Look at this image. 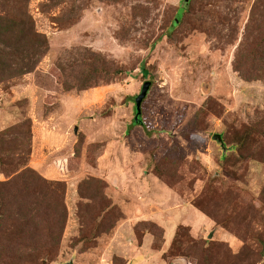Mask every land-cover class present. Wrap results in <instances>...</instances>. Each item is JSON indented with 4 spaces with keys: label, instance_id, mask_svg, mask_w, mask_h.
<instances>
[{
    "label": "rangeland",
    "instance_id": "374dc122",
    "mask_svg": "<svg viewBox=\"0 0 264 264\" xmlns=\"http://www.w3.org/2000/svg\"><path fill=\"white\" fill-rule=\"evenodd\" d=\"M70 263L264 264V0H0V264Z\"/></svg>",
    "mask_w": 264,
    "mask_h": 264
},
{
    "label": "water",
    "instance_id": "95a60500",
    "mask_svg": "<svg viewBox=\"0 0 264 264\" xmlns=\"http://www.w3.org/2000/svg\"><path fill=\"white\" fill-rule=\"evenodd\" d=\"M150 88H151V82L147 81L146 83H144L140 95L136 98V101H135L136 111H137L136 121H138V117L140 116V113H141V105H142L144 99H146ZM215 139L221 140L220 136H215ZM212 237H213V235H210V238H212Z\"/></svg>",
    "mask_w": 264,
    "mask_h": 264
},
{
    "label": "trees",
    "instance_id": "16d2710c",
    "mask_svg": "<svg viewBox=\"0 0 264 264\" xmlns=\"http://www.w3.org/2000/svg\"><path fill=\"white\" fill-rule=\"evenodd\" d=\"M179 24V19L176 20L175 25ZM140 121H135V125H140Z\"/></svg>",
    "mask_w": 264,
    "mask_h": 264
}]
</instances>
